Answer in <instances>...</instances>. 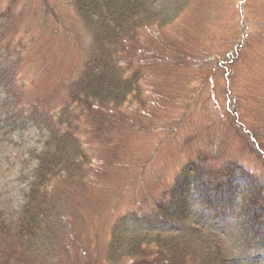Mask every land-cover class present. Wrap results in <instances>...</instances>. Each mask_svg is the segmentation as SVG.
<instances>
[{
	"label": "rangeland",
	"instance_id": "obj_1",
	"mask_svg": "<svg viewBox=\"0 0 264 264\" xmlns=\"http://www.w3.org/2000/svg\"><path fill=\"white\" fill-rule=\"evenodd\" d=\"M151 4L157 16L115 53L127 74L140 72V92L85 110L72 97L97 39L76 0H0V221L11 228L0 252L14 253L11 264L130 263L109 256L115 227L160 229L133 215H154L196 159L238 163L264 182V0ZM12 105L18 126L3 118ZM56 133L83 161L50 179L45 227L16 242L34 169L55 152ZM190 221L221 236L230 264H264V250L239 234L236 209L193 201Z\"/></svg>",
	"mask_w": 264,
	"mask_h": 264
},
{
	"label": "trees",
	"instance_id": "obj_2",
	"mask_svg": "<svg viewBox=\"0 0 264 264\" xmlns=\"http://www.w3.org/2000/svg\"><path fill=\"white\" fill-rule=\"evenodd\" d=\"M76 3L97 40L77 82L72 102L77 100L85 110L102 104L119 105L130 95L134 97L140 92V72L134 70L127 74L131 68L126 61L124 66L118 65L119 55L115 53L119 48L126 51L124 35L132 34L142 24L148 25L157 16L152 0H76ZM16 113L13 105L6 110L3 118L7 125L21 124ZM55 136V152L41 159L34 169L32 186L26 192L24 207L14 227L16 242L21 239L23 244L31 241L45 227L43 220L49 210L45 189L50 179L66 174V177L71 176L77 163L83 161V152L69 154L58 137L60 135H50L51 138ZM261 155L264 156V151L258 157ZM193 201L214 212L236 209L239 234L252 246L256 244L264 250V182L252 170L238 163L216 169L196 159L181 169L167 197L155 204L154 215H133L135 221L145 222L144 227L160 229L135 235L115 227L109 256L127 258L130 260L128 264H230L232 253L225 247L221 236L191 223ZM8 230L11 228L7 229L0 221V234L10 235ZM4 235L0 236L1 247L2 244L5 247L7 241ZM11 255L14 253L2 249L0 264H11Z\"/></svg>",
	"mask_w": 264,
	"mask_h": 264
}]
</instances>
